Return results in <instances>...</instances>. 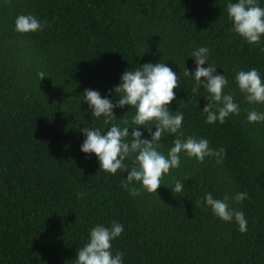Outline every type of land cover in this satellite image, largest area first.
Listing matches in <instances>:
<instances>
[{
	"label": "trees",
	"instance_id": "16d2710c",
	"mask_svg": "<svg viewBox=\"0 0 264 264\" xmlns=\"http://www.w3.org/2000/svg\"><path fill=\"white\" fill-rule=\"evenodd\" d=\"M226 5L0 0V264H75L90 229L113 221L124 225L112 245L125 254L124 264H264V122L246 119L264 105L248 104L234 82L241 69L264 76V38L250 45L230 31ZM21 14L46 21L43 29L15 31ZM200 46L209 49L218 73L225 72V91L240 105V114L223 124L205 122L203 90L194 94V81L184 75L195 68L190 53ZM161 61L179 77L171 109L184 115V136L206 138L226 155L219 165L182 155L157 193L137 184L139 195L132 196L122 187L126 173L100 171L94 154L80 150L83 128L108 127L92 118L82 94L107 95L126 70ZM109 98L115 102L114 93ZM128 111L115 109L113 123L123 127ZM133 114L124 117L129 124ZM174 138L166 134L161 150ZM176 180L185 184L180 194L171 191ZM236 192L247 193L242 203H232L245 214L243 233L200 203L207 193L222 199Z\"/></svg>",
	"mask_w": 264,
	"mask_h": 264
},
{
	"label": "clouds",
	"instance_id": "9594fccd",
	"mask_svg": "<svg viewBox=\"0 0 264 264\" xmlns=\"http://www.w3.org/2000/svg\"><path fill=\"white\" fill-rule=\"evenodd\" d=\"M226 11L232 27L230 31L240 36L250 45H258L264 38V7L259 0H227ZM46 21H41L31 14H21L15 20V31L20 34L35 33L43 29ZM207 47H195L190 58L195 61L193 70L185 69L184 75L194 81L192 92L203 90L207 101L201 110L206 114L205 122L213 125L223 124L232 115L240 114V105L231 92L227 75L218 73V68L210 61ZM207 65V67H205ZM221 69V68H220ZM41 80L44 79L43 73ZM178 75L165 62L147 63L135 69L126 70L120 77V83L109 90L107 95L93 89H85L82 94L89 106L92 118L108 127H85L80 150L91 157H96L100 171L115 175L118 171L126 173L122 180L124 187L132 196L139 195L140 185L148 193H157L163 176L181 165V156L196 159L203 163L205 158H214L216 164H222L226 155L224 148H212L206 138L184 136L182 131L184 115L171 109L176 100L175 89ZM234 82L245 101L250 105H264V76L256 68L238 70ZM115 94V102L109 97ZM129 108L125 116L132 112L131 124L127 119H120L115 109ZM249 123L264 122V112L255 108L247 112ZM131 129V131H130ZM144 129L148 133L145 138ZM155 129V131H153ZM166 134L175 137L167 151L161 150V143ZM128 161H131L129 165ZM131 186V187H130ZM185 184L176 180L171 191L180 194ZM84 193H77L82 198ZM247 198V193L225 194L222 199L205 194L202 203L212 214L226 223L235 222L239 231H247V220L243 211L232 207ZM124 232V225L113 221L110 225L97 224L89 231L88 239L77 250L75 264H124V253L113 251V242Z\"/></svg>",
	"mask_w": 264,
	"mask_h": 264
}]
</instances>
